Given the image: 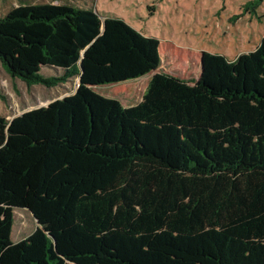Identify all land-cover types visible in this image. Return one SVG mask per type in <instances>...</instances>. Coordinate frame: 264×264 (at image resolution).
<instances>
[{
  "label": "trees",
  "instance_id": "trees-1",
  "mask_svg": "<svg viewBox=\"0 0 264 264\" xmlns=\"http://www.w3.org/2000/svg\"><path fill=\"white\" fill-rule=\"evenodd\" d=\"M201 58L198 78L155 72L123 106L92 86L157 69V37L91 5L0 15L12 77L79 79L47 105L0 113V264H264V35L235 59ZM16 207L38 226L13 242Z\"/></svg>",
  "mask_w": 264,
  "mask_h": 264
},
{
  "label": "rangeland",
  "instance_id": "rangeland-1",
  "mask_svg": "<svg viewBox=\"0 0 264 264\" xmlns=\"http://www.w3.org/2000/svg\"><path fill=\"white\" fill-rule=\"evenodd\" d=\"M43 2L91 5L100 15L121 18L145 35L160 40L161 62L154 72L92 86L102 95L118 99L123 106L135 105L142 99L155 72L195 77L203 51L235 59L241 53L254 50L264 35V0H0V15L18 3ZM62 72L61 68L51 66L41 70L47 77L59 76ZM78 82V77H72L55 86L44 83L29 86L22 79L12 77L0 62V113L11 119L25 110L47 105L73 93ZM24 223L26 227L22 229ZM37 226L28 208H14L11 240L24 239ZM18 229L21 233H14Z\"/></svg>",
  "mask_w": 264,
  "mask_h": 264
},
{
  "label": "crops",
  "instance_id": "crops-1",
  "mask_svg": "<svg viewBox=\"0 0 264 264\" xmlns=\"http://www.w3.org/2000/svg\"><path fill=\"white\" fill-rule=\"evenodd\" d=\"M84 7H89V6H84ZM155 71V70H154ZM154 71H152V72H154ZM164 72H166V71H164ZM167 73H169V72H167ZM200 73H201V68H200V70H199V72H198V75H196L195 77H192V78H198V76L200 75ZM170 74H173V73H170ZM174 75V74H173ZM177 76V75H176ZM179 77V76H178ZM180 78H184V77H180ZM192 78H184V79H192ZM22 113V112H21ZM20 114V113H19Z\"/></svg>",
  "mask_w": 264,
  "mask_h": 264
},
{
  "label": "water",
  "instance_id": "water-1",
  "mask_svg": "<svg viewBox=\"0 0 264 264\" xmlns=\"http://www.w3.org/2000/svg\"><path fill=\"white\" fill-rule=\"evenodd\" d=\"M202 65H203V64H202V58H201V61H200V68H201V71H202ZM154 70H156V69H154ZM154 70H153V71H154ZM93 86H96V85H93ZM32 214H33V213H32ZM33 216H34V215H33ZM35 219H36V218H35ZM36 220H37V219H36Z\"/></svg>",
  "mask_w": 264,
  "mask_h": 264
}]
</instances>
